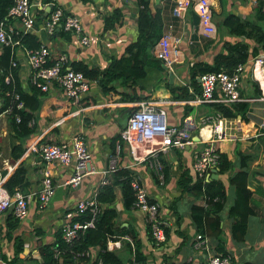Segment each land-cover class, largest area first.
I'll return each mask as SVG.
<instances>
[{"label":"crops","instance_id":"0c3cea01","mask_svg":"<svg viewBox=\"0 0 264 264\" xmlns=\"http://www.w3.org/2000/svg\"><path fill=\"white\" fill-rule=\"evenodd\" d=\"M51 2L60 6L64 13H71L78 18L82 25V33L89 37L87 43H81L79 37L71 31H65V34L61 35L58 31L47 34L43 30L42 23L49 13ZM31 3L35 21L33 30L28 32H33L39 43L48 47L49 53H65L69 65L72 61H79L88 67L102 68L112 56H119L124 45L136 37V0H31ZM174 4V0H150L151 9L158 7L162 16L161 34L149 49L150 57L154 62L144 64V74L134 80L137 85L134 90L141 95L139 99L161 105L169 123L181 124L186 116H191L193 124L190 129L193 141L183 147L158 150L157 156L163 168L167 163L165 169L167 174L163 175L162 181L159 182L155 172L150 168V157L136 162L129 152L127 143L120 140V152L115 168L125 167L130 172V179L136 178L145 188L148 200L158 204L156 218L165 222L162 226L164 239L156 242L150 225L149 228L146 225L145 212L134 203L135 196L130 207L124 210L119 185L116 184L113 202L101 203V205L115 207L116 223L122 226L131 225L138 244L131 245L132 238L124 233L116 235L115 239L107 238L106 246L121 255L123 258L121 264H160L164 255L167 260L175 264H206L208 256L216 251V238L210 229L194 228L190 207L197 196L177 185L178 161L189 168L192 153L200 147L201 139L213 134V131L208 129L207 123L210 119L199 120L200 117H223V137L217 139L215 145L218 151L226 150L232 161V167L218 172L216 165L204 178V181L211 177L219 179L224 185V206L219 212L222 218L220 222L222 248L231 257L232 264H264V89L259 78L255 76L257 68L252 70L254 58L260 57L261 72L264 73V49L255 44L257 51L248 54L243 62H239L243 64L239 71L238 88L241 99L226 104L217 101L231 108L230 115H222L214 109L212 102L195 103L200 85L198 82L197 90L192 87L190 65L195 62H199L200 65L211 63L215 54L224 52L225 41L241 38L250 44L251 40L231 34L222 24L218 25L221 10L218 0H212L211 3V17L215 25L212 34H203L198 28L195 4H190L185 10L180 9L178 15L173 13ZM252 5L253 0L225 2L226 9L242 17L250 12ZM114 8L122 14V22L103 29L105 15H109ZM36 17H39V20ZM12 21L19 27L17 19ZM164 33L180 38L177 43L180 54L168 65L157 57L153 47ZM3 46L4 44L0 45V52ZM23 49L22 45L15 49V58L20 65L21 84L27 85V82L33 84L30 80L31 69L23 57ZM155 61L158 64H155ZM237 64L230 68L221 66L217 70L197 72V81L198 75L203 72L219 70L232 72ZM168 73L171 78L168 77ZM262 75L264 78V74ZM5 77L8 78V75L6 74ZM88 80L89 88L84 94L86 102H80L76 106L67 102L59 86L53 82L49 83L47 89L42 91L41 104L34 112V118H31L32 124H28L27 121L28 126H34V132L24 139L25 150L18 158L8 155L9 124L7 125L6 121L0 122V188L12 196L15 192L20 193L27 204L25 215L21 218L16 217L11 208L0 212V264H32V261H40L39 246L53 242L55 230L62 227L63 222L74 215L76 200L85 197H94L96 200V192L107 181L105 174L114 170L107 169L110 155L114 151L116 140L120 139V129L125 126L127 115L134 109H131L132 103L139 99L123 100L112 91L102 93L96 79L88 78ZM171 86H184L192 95L188 98L173 99L167 90ZM117 89L121 92L131 90L128 86H117ZM187 103L191 106L184 108ZM75 133L83 136L91 156L80 168L82 173L80 182L73 186L67 179L75 173L74 160L66 164L46 161L37 152L30 151L29 145L33 140L64 141L69 144L70 138ZM236 149L249 155L241 168L249 173L247 187L251 190L249 205L252 208V212L246 216L243 239L239 242L230 237V218L226 215L227 205L234 200L233 185L228 182V176L240 167ZM3 158L21 161L30 182L27 192L23 193L15 189L9 193L3 186L4 178L14 168L4 167ZM162 159L166 163H163ZM44 172L48 173L53 191L42 204L38 198V189L42 186ZM103 179L106 181L104 182ZM214 199L205 196L203 207H209V201ZM7 213L17 219V225L11 229L9 235L5 220ZM15 235L21 238L22 251L18 255L19 260L12 261ZM98 249V245L88 246L84 253L87 258L77 261V264H101ZM58 260L61 261V258L58 257Z\"/></svg>","mask_w":264,"mask_h":264},{"label":"trees","instance_id":"16d2710c","mask_svg":"<svg viewBox=\"0 0 264 264\" xmlns=\"http://www.w3.org/2000/svg\"><path fill=\"white\" fill-rule=\"evenodd\" d=\"M13 0H0V18L6 14L7 8ZM221 7L220 19L218 25L222 24L226 31L231 34L238 35L248 41L238 38L232 41L223 42L224 52H219L214 55L211 63L199 62L192 63L189 70L191 73V85L194 89H198L197 72L204 70H217L224 66L230 68L236 63L243 62L248 54H254L256 50L255 44H258L264 49V0H254L251 10L245 16H240L231 10L225 8L226 0H218ZM136 37L134 40L124 45L119 56H112L106 65L102 68L99 66H90L79 61H72L70 65L74 69L82 71V73L92 79H96L100 91L102 93L116 92L118 98L123 100L136 101L141 98V95L136 93L134 87L135 79L144 74L143 66L145 63H152L154 60L150 57L149 49L161 34L162 16L159 13L158 7L151 9L150 0H136ZM39 20V17H36ZM122 22V14L117 8H114L109 15H105L103 29L112 26L114 23ZM82 29V25H81ZM65 34L61 25L56 26L54 32ZM81 31V30H80ZM50 33V34H52ZM74 35H76L73 32ZM18 42L12 46L4 45L0 52V112L5 113L7 119L9 150L10 157L18 158L22 151L25 150L24 139L34 132V126L27 125V121L34 118V112L40 107V96L43 90L37 84L27 82V85L21 84L19 76V63L15 58V49L22 45L23 57L27 49L36 48L39 43L36 35L33 32H22L18 36ZM43 44V43H42ZM45 45V44H44ZM61 54L65 56L64 64H68V58L65 53H47V63H52ZM26 60V59H25ZM155 64H158L155 61ZM64 67V66H63ZM197 70V71H196ZM8 75L5 79L4 76ZM115 83L117 85H115ZM166 83V81H165ZM117 86H128L131 90L121 92ZM141 87V85H139ZM173 99L188 98L190 94L184 86H171L167 88ZM16 95V96H15ZM86 95L81 97L80 102L85 103ZM20 104L18 105V103ZM70 105L71 103L67 101ZM213 104L214 109L222 115H230L231 108L227 105L217 103V101H208ZM137 104L132 103L131 109ZM191 106L190 103L184 105V108ZM18 116V121L15 116ZM219 158L217 171L222 172L232 167V161L228 157L225 149L218 151ZM240 167L231 175L228 176V182L233 185L234 200L226 207V215L230 218L229 234L230 237L239 242L243 239V234L246 227V216L252 212L249 205L251 190L247 187L249 181V173L242 169L241 165L248 159V154H243L239 149H236ZM163 163H166L162 159ZM179 174L177 185L183 190L191 192L197 196L196 201L191 203L190 217L194 222L195 229H210L213 236L216 238L215 252L221 251L227 254L222 248L221 234V217L219 212L224 206L225 189L222 181L216 178H207L201 185L200 178L194 180L190 177L189 168L178 161ZM164 176L167 174V163L164 164ZM107 181L103 183L96 192V205L99 208L96 212L90 226L83 230H78L77 235L69 241L62 237L61 227H58L54 232V240L52 243H43L39 246L40 261H32V264H77L84 258L85 250L90 245H98V255L101 259V264H121L123 258L120 254L107 248L106 239L117 238L116 235L127 233L132 238V244H138L135 238L131 225L122 226L116 223L117 211L113 205L102 206L101 203H112L114 200V186L119 185L120 197L124 210H127L133 202L134 190L130 185V172L125 167H117L105 174ZM3 186L9 193L15 189L27 192L30 187V182L27 179L26 169L23 164L18 162L12 171L4 178ZM205 196L214 197L213 201H209V207H203ZM90 218L88 211H83L79 214L71 216V220H86ZM6 227L8 235L11 229L17 225V219L10 213L6 215ZM149 228V221H146ZM165 229V228H164ZM165 233V231H164ZM130 249V247H128ZM22 251V241L18 236L13 237V256L12 261L19 260V253ZM136 252V251H135ZM61 258V261L58 260ZM231 259V258H230ZM231 262L233 263L232 259ZM160 264H175L167 260L164 255ZM182 264V263H179Z\"/></svg>","mask_w":264,"mask_h":264},{"label":"built area","instance_id":"2783aa9c","mask_svg":"<svg viewBox=\"0 0 264 264\" xmlns=\"http://www.w3.org/2000/svg\"><path fill=\"white\" fill-rule=\"evenodd\" d=\"M174 2L173 13L176 15H178L180 9L185 10L190 4H195L198 13L197 25L200 31L203 34H212L214 32L215 25L211 17L212 0H174ZM50 5L49 13L44 17L42 23L43 30L47 34H50L56 26L61 25L64 30L71 31V33L74 32L79 37L81 43H87L89 37L82 33L81 23L78 18L71 13H64L61 7L55 5L53 2ZM31 6V0L12 1L11 5L7 8L6 14L0 18V45H13L18 42V38L14 37L15 35L33 30L35 20ZM14 19L18 20L19 27L12 21ZM179 41V37H172L170 34L164 33L154 44V52L157 57L161 58L168 65L175 61L180 54L177 46ZM47 53L48 47L42 43L36 48L26 50L24 55L26 63L31 69V82L37 84L41 90H46L49 83H55L61 88L66 100L71 105L76 106L89 88L88 78L82 71L74 69L69 64H64L65 56L63 54L52 63H47ZM260 62L261 58L255 57L252 70L257 68L255 67V64H257L259 70L262 71ZM242 67L243 64L238 63L232 72L219 70L199 74L200 92L195 98V103L201 101H219L226 104L229 101L241 99L238 88L240 85L239 71ZM135 104L137 106L129 112L125 126L120 129V139L116 140L107 169H115L120 152V140H123L127 143L129 152L136 162L150 157V168L155 172L158 181L161 182L164 169L157 156L158 150L161 151L171 147L179 148L190 144L193 141L190 129L193 121L191 116L188 115L181 124L169 123L166 121L165 110L161 105L149 103L144 99L137 100ZM2 113L0 112V115ZM206 118L210 119L207 124L208 129L212 130L213 134L204 136L201 139V143L205 144L193 151L189 163L191 179L200 178L201 182L204 181L209 171L218 163L219 153L215 141L222 138L224 133L223 117L212 118L205 116L200 117L199 120H205ZM18 119L19 117L16 115L15 120L18 121ZM32 121L33 119H29L28 124H32ZM29 149L30 151L37 152L46 161H56L66 164L74 160L76 163L75 173L67 179L73 186H76L80 182L82 176L80 168L91 156L80 133L72 135L69 144L64 141L46 142L33 140L29 145ZM17 162L16 160L3 158V165L7 169L14 167ZM103 181L105 182L106 179H103ZM130 185L134 190V203L145 212L146 220L150 223L151 232L156 242L162 241L164 239L162 226L165 225V222L156 218L158 204L148 200L145 188L136 178L130 179ZM52 191L48 173L44 172L42 186L38 189V198L42 204L47 201ZM96 203L94 197L76 200L74 203V208L76 209L74 214H79L86 210L90 212V218L82 221L71 220L70 218L65 220L61 227V235L65 240L69 241L77 235L78 230H83L91 225L94 215L99 209ZM26 207V199L20 193L15 192L12 196L0 188V212L11 208L12 213L16 217L21 218L25 215ZM230 258L227 254L213 252L208 256L206 264H232Z\"/></svg>","mask_w":264,"mask_h":264},{"label":"bare ground","instance_id":"6f19581e","mask_svg":"<svg viewBox=\"0 0 264 264\" xmlns=\"http://www.w3.org/2000/svg\"><path fill=\"white\" fill-rule=\"evenodd\" d=\"M263 73L259 70L258 66H257V69L255 71V75L259 78L260 82L262 83L263 85V89H264V78H263Z\"/></svg>","mask_w":264,"mask_h":264},{"label":"rangeland","instance_id":"374dc122","mask_svg":"<svg viewBox=\"0 0 264 264\" xmlns=\"http://www.w3.org/2000/svg\"><path fill=\"white\" fill-rule=\"evenodd\" d=\"M213 17H214V16H213ZM214 18H215V17H214ZM4 121H6V123H7V119L5 120V113H3V114L0 115V122H4ZM204 144H205V143H201L200 146H201V145H204ZM2 164H3V163H2Z\"/></svg>","mask_w":264,"mask_h":264},{"label":"water","instance_id":"95a60500","mask_svg":"<svg viewBox=\"0 0 264 264\" xmlns=\"http://www.w3.org/2000/svg\"><path fill=\"white\" fill-rule=\"evenodd\" d=\"M168 77H169V78H171V75H170V73H168Z\"/></svg>","mask_w":264,"mask_h":264}]
</instances>
